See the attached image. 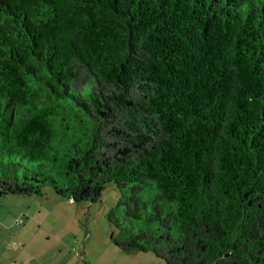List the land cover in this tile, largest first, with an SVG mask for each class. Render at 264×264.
<instances>
[{
  "label": "trees",
  "instance_id": "16d2710c",
  "mask_svg": "<svg viewBox=\"0 0 264 264\" xmlns=\"http://www.w3.org/2000/svg\"><path fill=\"white\" fill-rule=\"evenodd\" d=\"M108 183L122 250L264 264V0H0V196Z\"/></svg>",
  "mask_w": 264,
  "mask_h": 264
},
{
  "label": "rangeland",
  "instance_id": "374dc122",
  "mask_svg": "<svg viewBox=\"0 0 264 264\" xmlns=\"http://www.w3.org/2000/svg\"><path fill=\"white\" fill-rule=\"evenodd\" d=\"M118 195L108 183L95 203L76 205L49 187L41 196H0V264L161 263L150 251H124L110 238L116 230L105 214Z\"/></svg>",
  "mask_w": 264,
  "mask_h": 264
},
{
  "label": "crops",
  "instance_id": "0c3cea01",
  "mask_svg": "<svg viewBox=\"0 0 264 264\" xmlns=\"http://www.w3.org/2000/svg\"><path fill=\"white\" fill-rule=\"evenodd\" d=\"M25 246L24 245H22V249L24 248ZM19 255H21V252L19 253ZM13 262H15V261H13ZM27 262V260L25 259L23 262H22V264H25Z\"/></svg>",
  "mask_w": 264,
  "mask_h": 264
},
{
  "label": "built area",
  "instance_id": "2783aa9c",
  "mask_svg": "<svg viewBox=\"0 0 264 264\" xmlns=\"http://www.w3.org/2000/svg\"><path fill=\"white\" fill-rule=\"evenodd\" d=\"M20 221H21V220L18 219V220H16V223L18 224ZM12 264H16V263L13 262Z\"/></svg>",
  "mask_w": 264,
  "mask_h": 264
}]
</instances>
